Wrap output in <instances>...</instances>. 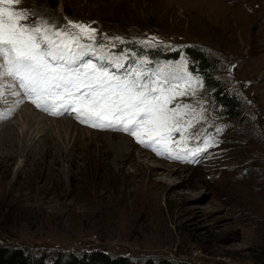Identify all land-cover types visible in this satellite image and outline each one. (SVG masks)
I'll return each mask as SVG.
<instances>
[{"label": "rangeland", "instance_id": "rangeland-1", "mask_svg": "<svg viewBox=\"0 0 264 264\" xmlns=\"http://www.w3.org/2000/svg\"><path fill=\"white\" fill-rule=\"evenodd\" d=\"M13 7L26 12L22 23L29 25H91L97 48L127 53L129 61L145 57L113 47L121 42L110 38L176 49L200 45L217 58V76L243 110L240 120L227 119L204 84L195 95L177 97L170 107L190 104L197 114L184 133L192 137L187 147L214 141L195 160L181 161L156 155L122 131L81 123L72 113H45L23 95L18 105L0 104L4 123L17 129L26 127L19 116L24 107L38 114L25 148L0 147V241L51 259L95 247L191 264H264V0H20ZM185 59L149 60L148 67L178 68ZM12 83L6 78L0 86L11 89ZM108 134L116 143L127 139L129 152L144 154L142 166L110 148ZM152 169L160 174L152 176Z\"/></svg>", "mask_w": 264, "mask_h": 264}, {"label": "snow or ice", "instance_id": "snow-or-ice-1", "mask_svg": "<svg viewBox=\"0 0 264 264\" xmlns=\"http://www.w3.org/2000/svg\"><path fill=\"white\" fill-rule=\"evenodd\" d=\"M19 3L0 0V77L13 82L11 91L0 86V104L18 105L22 101L13 98L23 95L38 110L55 116L72 113L93 128L122 131L156 155L174 160H195L212 146L208 137L204 147L188 148L192 137L184 133L197 118L196 110L190 104L170 107L177 97L195 95L203 87L187 71L186 59L178 68L154 70L146 57L129 61L127 53L106 54L105 46L96 47L97 29L91 25L25 24L26 12L13 7ZM110 40L123 42L120 37ZM141 43L153 46L151 40ZM174 133L180 139L173 140Z\"/></svg>", "mask_w": 264, "mask_h": 264}, {"label": "trees", "instance_id": "trees-1", "mask_svg": "<svg viewBox=\"0 0 264 264\" xmlns=\"http://www.w3.org/2000/svg\"><path fill=\"white\" fill-rule=\"evenodd\" d=\"M115 46L127 47L130 56L146 57L148 60L177 59L184 55L188 68L199 76L209 94L211 103L219 108L222 115L229 120H240L243 102L231 89L229 84L217 76L218 60L206 48L200 45H184L181 48H170L162 44L152 43L146 46L141 41L129 40L124 43H114ZM108 44H106L107 46ZM118 48V47H115ZM133 57V56H132ZM0 264H191L174 260L170 257L145 256L131 257L129 255L111 254L102 248H89L80 252L62 251L54 258L46 254L26 251L19 246H10L0 241Z\"/></svg>", "mask_w": 264, "mask_h": 264}, {"label": "bare ground", "instance_id": "bare-ground-1", "mask_svg": "<svg viewBox=\"0 0 264 264\" xmlns=\"http://www.w3.org/2000/svg\"><path fill=\"white\" fill-rule=\"evenodd\" d=\"M4 79H6V77H0V82L1 81L4 82ZM2 87L4 89L8 90V91L12 90V89H10L8 87V85H4ZM15 99L21 100V101L23 100L21 96L20 97H16ZM23 102H24V100H23ZM0 106H2V105H0ZM37 115L38 114H35L34 111H32V109H30L29 106L24 107L23 111H21L19 113V116L21 118H23L24 120H26V127H24V128L20 127L21 129H17L15 127L16 123L13 125V123H11L12 121L11 122H5L6 123L5 124L4 121H3L4 118L0 119V147H4V146L8 145V147L13 148L15 150H17L19 148L20 149L25 148L24 144H27V141H28L27 139H29L30 137L33 136L32 133L34 131L32 130V132L29 133V130H31V128L34 126V124L37 123V121H38V116ZM44 120H45V118H44ZM64 120L65 121H63V123L66 126H67V123H69L74 130L79 129V127L77 125H75L72 121H70L68 119H64ZM107 136L110 137V140L108 139L110 148L113 147L118 152L120 151L121 154L127 155V158L130 161H133L136 165H141L142 166V164L144 162V160H143V155L144 154H140V153L134 154L133 152L132 153L129 152V150L127 148L128 147L127 139H125L123 137L122 138L123 139L122 142L116 143V137H113V135H110V134H108ZM109 137H107V138H109ZM111 140H112V142H110ZM106 143H107V140H106L105 144ZM18 151H20V150H18ZM133 154L136 155V156L133 157ZM157 166L159 168L163 169L161 172L168 171L169 169L171 171L175 172V170H173V169H175L174 166H167V167L166 166H161V165H157ZM153 171H154V174L152 176H157L158 174H160V173H157V169H152V172Z\"/></svg>", "mask_w": 264, "mask_h": 264}]
</instances>
